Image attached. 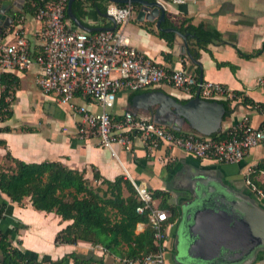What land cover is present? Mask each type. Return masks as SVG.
<instances>
[{"label": "crops", "instance_id": "obj_1", "mask_svg": "<svg viewBox=\"0 0 264 264\" xmlns=\"http://www.w3.org/2000/svg\"><path fill=\"white\" fill-rule=\"evenodd\" d=\"M24 2L25 0L23 4ZM160 2L165 7V18L174 26L178 27L183 19L189 18L192 24L202 23L205 28L218 31L222 42L209 43L207 45L209 51L200 49L198 58L192 56L197 62H192L185 53H174V42L169 47L165 39L147 31V28L159 30L155 25L156 19L137 20L133 12L129 20L117 24L107 19L103 15L104 12L101 13L96 7H87L81 22L92 28L90 32L115 26L116 29L122 30L132 46L157 64L170 70L183 69L197 77L195 68L199 65V76L201 75L202 80L219 83L232 95L238 92V96L227 99L230 111L224 115L221 130H229L242 120L253 126L261 125L264 121V52L245 58L238 54L236 48L249 53L262 46L264 0H189L186 3L160 0ZM111 4L114 3L107 4V8ZM23 15L21 26L27 42L30 49L37 52L41 43L39 36L41 24L33 14L23 12ZM70 26L77 28L71 22ZM163 52L170 53L171 59H164ZM216 62L223 64L217 66ZM3 72L14 76L16 80L12 83V97L9 101L12 115L0 122V128L4 126L11 128L9 131L0 130V164L4 163V155L8 151L13 157L25 162L59 161L71 169H85V178L93 184L92 166L108 180L123 175L133 186H144L151 193L153 190L166 191L170 205L177 211V216L171 220V211L161 208L169 215L166 226V259L171 264H178L174 262L177 256L191 260L187 258L185 251L187 237L181 239V234L186 235V227L179 212V205L185 202L180 197L182 192L180 188L186 176L197 171L205 172L211 179L221 181L224 184L222 187L226 186L227 191L223 189L220 191L227 196L247 195L250 192L244 182L245 174L248 169L254 170L257 163L264 161V143L249 148L244 157L236 163H219L210 158L195 157L167 144L147 148L138 137L132 139L130 149H124L116 144L115 156L108 148L100 146L96 137L81 138L77 135L78 114L73 113L68 106L59 104L54 94L41 91L35 81L40 72L37 63L24 70H0V74ZM157 88L178 99L186 98L179 89L167 84L140 91ZM136 94L138 93L134 94L125 88L120 89L110 110L113 115L118 118L126 110L135 113L131 103L132 97ZM242 97L251 99L255 105L244 104ZM74 102L96 109L86 97L76 96ZM135 114L148 116L141 109ZM182 130L191 129L183 126ZM253 180L264 184V170L256 171ZM123 195H127L126 190L123 191ZM1 203L5 204V208L0 216V230L8 236L13 247L37 264H65L61 261L62 257L73 251L101 258L104 264H124L121 257L103 250L99 244L93 245L87 241L55 244L56 233L70 223V220H63L54 212L33 208L29 197L18 203L0 192ZM158 203L159 200L154 199L153 205L160 208ZM147 225L148 223L138 222L135 233L142 232ZM192 261L197 264H221L224 260L215 258L210 262L201 259ZM71 263L69 259L67 264ZM249 264H264V252H259L257 258Z\"/></svg>", "mask_w": 264, "mask_h": 264}, {"label": "built area", "instance_id": "obj_2", "mask_svg": "<svg viewBox=\"0 0 264 264\" xmlns=\"http://www.w3.org/2000/svg\"><path fill=\"white\" fill-rule=\"evenodd\" d=\"M160 1V0H159ZM186 3L189 0H170ZM67 0H50L37 7L33 17L40 22V47L30 49L21 26L24 15L17 12L11 28L0 34V70H24L37 63L40 72L36 84L44 93L54 94L61 105L78 114L76 133L79 137H96L100 146L116 156V144L130 149L138 137L147 148L167 144L198 158H210L219 163H236L248 149L264 143V121L253 126L246 120L229 129L225 138L204 136L191 130H174L158 124L150 116L137 115L131 110L113 118L110 111L117 92L125 88L139 91L161 84L179 89L186 98L195 95L207 100L229 99L233 95L223 85L198 80L183 69H167L132 46L121 29L104 28L84 31L71 28L65 17ZM106 12L114 23L123 24L133 15L132 3L111 4ZM9 35L11 38H9ZM76 96L86 97L96 107L91 109L74 102ZM10 101V97H6ZM248 169L244 182L264 202V192L251 179ZM142 205L137 212L148 209L147 217L156 249L127 264H171L166 259L168 213L153 205L152 193L144 186L134 185Z\"/></svg>", "mask_w": 264, "mask_h": 264}, {"label": "trees", "instance_id": "obj_3", "mask_svg": "<svg viewBox=\"0 0 264 264\" xmlns=\"http://www.w3.org/2000/svg\"><path fill=\"white\" fill-rule=\"evenodd\" d=\"M48 1L50 0H25L21 12L34 14L37 7ZM109 3L107 0H73L71 7L75 16L82 21L87 7H96L103 13L106 12ZM116 4L121 6L124 3ZM132 7L134 11L137 10V4L132 3ZM65 17L69 19L66 9ZM70 22L73 24L71 20ZM160 25L161 27H175L181 32L187 33L188 48L194 58L199 57L200 49L209 51L207 49L209 43L222 42L221 34L218 31L205 28L202 23L192 24L189 18L183 19L178 27L174 26L167 18ZM147 31L156 33L165 39L169 47L172 46L173 32L155 31L152 28H147ZM236 49L242 57H253L264 52V41L259 49L249 53ZM163 57L169 60L171 54L163 52ZM222 64L216 62L217 66ZM195 71L198 75L196 78L200 80L199 65L196 66ZM15 80V77L9 73L0 74V84L2 85L0 90V122L9 119L12 115L9 107L10 102L6 97H12L11 86ZM140 92L143 91L139 90L133 93ZM233 94V97L239 95L238 92ZM178 100L185 102L187 98ZM217 101L224 105L226 115L230 111L229 101L227 99H218ZM242 102L247 105H255L247 97H242ZM113 118L115 119L117 116L114 114ZM10 129L9 126L0 128V130L6 131ZM20 129L23 130V127ZM228 131L220 130L211 136L222 139L228 135ZM4 158V163L0 164V192L8 196L11 201L18 203L23 198L29 197L33 208L54 212L63 220H70V223L56 233L55 244H75L78 241H87L93 245H101L103 250L122 259L132 260L156 249L153 242V232L148 222V209L146 208L141 213L136 211V207L142 205V202L139 200L132 182L123 175L108 180L103 178L98 170L92 166L93 184L85 178V169H71L59 161L25 162L13 157L8 151ZM259 170H264V161L257 163L253 171ZM255 172L251 174L252 180ZM253 181L264 192V184L256 180ZM124 190L127 191L125 196L123 195ZM152 197L159 200L158 206L160 208H167L171 211V220L177 216L176 208L170 205L169 195L166 191L153 190ZM4 208L5 204L1 203L0 216ZM138 222H145L148 225L142 232L135 233ZM0 254V264H37L33 259L28 258L23 252L13 247L8 236L1 230ZM69 259L71 264H104L101 258L78 254L75 251L65 254L61 261L67 264Z\"/></svg>", "mask_w": 264, "mask_h": 264}, {"label": "water", "instance_id": "obj_4", "mask_svg": "<svg viewBox=\"0 0 264 264\" xmlns=\"http://www.w3.org/2000/svg\"><path fill=\"white\" fill-rule=\"evenodd\" d=\"M23 1L0 0V34L13 25L16 13L22 10ZM107 1L137 4V10L134 11L137 20L156 19L157 29L173 32L174 53H185L192 62H197L189 51L187 33L175 27L160 26L165 20V7L159 0ZM72 2L67 0L66 5L69 20L77 28L90 32L92 28L83 24L73 13ZM103 15L114 22L107 12ZM131 104L135 113L141 109L158 124L177 131L187 126L204 136L219 132L225 115V107L221 102L201 98L198 90L185 102L163 90H149L134 95ZM222 185L221 181L213 180L200 171L184 179L180 197L185 202L179 205V212L186 227V235L181 234V239L187 237L185 251L191 260L177 256L175 263L197 264L192 259L210 262L216 258L224 260L221 264H249L259 252H264V202L247 186L249 194L227 196L220 191H227L226 186Z\"/></svg>", "mask_w": 264, "mask_h": 264}, {"label": "rangeland", "instance_id": "obj_5", "mask_svg": "<svg viewBox=\"0 0 264 264\" xmlns=\"http://www.w3.org/2000/svg\"><path fill=\"white\" fill-rule=\"evenodd\" d=\"M8 163V162H7Z\"/></svg>", "mask_w": 264, "mask_h": 264}]
</instances>
